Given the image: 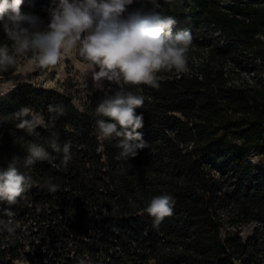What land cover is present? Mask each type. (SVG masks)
Instances as JSON below:
<instances>
[{"label":"trees","instance_id":"trees-1","mask_svg":"<svg viewBox=\"0 0 264 264\" xmlns=\"http://www.w3.org/2000/svg\"><path fill=\"white\" fill-rule=\"evenodd\" d=\"M161 3L176 20L173 33L190 31L198 51L188 73L162 74L159 89L129 86L145 98L136 111L149 145L135 158L117 160V139L95 134L104 91L95 88L76 105L69 91L23 81L0 96V119L30 107L47 122L49 105L64 108L38 135L14 119L0 122V170L17 157L35 182L17 205L0 201V264L22 256L32 262L26 245L35 235L37 264L83 257L93 264H264V0ZM42 4L49 1L23 0L21 9L46 23L50 6L38 11ZM3 43L10 41L0 22ZM52 139L72 144L67 167ZM30 143L51 159L24 167ZM49 179L57 192L45 187ZM164 193L176 200L174 214L156 228L144 209Z\"/></svg>","mask_w":264,"mask_h":264},{"label":"clouds","instance_id":"clouds-1","mask_svg":"<svg viewBox=\"0 0 264 264\" xmlns=\"http://www.w3.org/2000/svg\"><path fill=\"white\" fill-rule=\"evenodd\" d=\"M173 2L163 0L164 4ZM22 3L23 0H0V22L10 41L0 44V96L16 86L4 74L12 71L13 76L23 75L15 69L24 58H30L34 68L51 72L66 57L78 55L85 61L95 88L105 95L95 109L97 137L109 142L117 139L120 151L116 159L120 161L135 158L138 149L149 147L138 131L144 126L143 115L136 111L144 106L145 98L129 86L138 91H142L141 86L159 89L162 74L188 73L192 33L188 30L173 33L176 20L164 13L161 0H52L46 23L36 15L22 12ZM134 3L140 7L130 11ZM105 82L109 85L107 89ZM47 111L50 114L47 122L43 113L30 107H22L0 122L14 119L19 121L18 129L38 135L37 127L54 126L55 120L64 114L60 105H49ZM49 147L62 153L61 163L67 167L73 158L72 144L66 142L61 147L52 139ZM27 153L24 167L51 159L45 147L37 143H30ZM18 163L19 158L14 157L6 169L0 170V201L9 206L26 200V193L35 186L31 176L21 173ZM45 187L52 193L59 190L51 179ZM175 204V198L164 193L154 196L144 211L158 228L166 217L173 216ZM4 215L12 217L11 208L4 209ZM5 227L13 231L10 225ZM77 264L93 262L83 257Z\"/></svg>","mask_w":264,"mask_h":264},{"label":"rangeland","instance_id":"rangeland-1","mask_svg":"<svg viewBox=\"0 0 264 264\" xmlns=\"http://www.w3.org/2000/svg\"><path fill=\"white\" fill-rule=\"evenodd\" d=\"M49 4H42L38 11L51 6L52 0H48ZM37 11V12H38ZM198 50L192 47L189 56L197 53ZM15 71L23 75L13 76L12 71L5 73V79L13 80L15 85L19 82L28 81L41 87H55L60 90L69 91L73 95L76 105H79L84 99V96L91 93L95 86L91 79L90 73H87L85 61L78 55H70L51 72L33 67V62L30 58H24L16 67ZM23 229L27 231V228ZM252 225L246 226L243 230V235L251 232ZM34 240L28 239L27 248L32 253L33 260L29 261L25 256L17 258L15 264H37V235L33 236Z\"/></svg>","mask_w":264,"mask_h":264}]
</instances>
